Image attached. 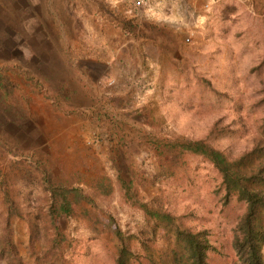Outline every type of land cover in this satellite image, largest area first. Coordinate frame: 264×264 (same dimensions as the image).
Here are the masks:
<instances>
[{"label":"rangeland","instance_id":"rangeland-1","mask_svg":"<svg viewBox=\"0 0 264 264\" xmlns=\"http://www.w3.org/2000/svg\"><path fill=\"white\" fill-rule=\"evenodd\" d=\"M152 1L155 11L145 14L148 1L136 14L132 0H17L16 18L5 25L8 36L0 33V71L9 89H0V97L6 111L20 110L22 118L21 126L4 120L20 149L15 155L0 148V167L36 157L82 187L102 174L111 180L112 190L95 206L84 200L56 220L71 239L61 257L72 264H111L115 247L107 226H119L124 235L149 233L143 211L122 198L117 173L132 179L140 197L163 194L171 210L191 209L186 220L221 241L224 257H235L232 225L242 205L222 201L210 163L187 152L191 168L182 176L140 185L133 174L154 176L156 155L142 142L151 132L200 137L218 120L232 127L216 141L231 153L259 137L264 0ZM118 6L133 13L132 22ZM17 198L25 216L47 227L37 249L49 247L54 229L43 218L47 193L35 182ZM84 207L93 226L79 212ZM4 216L0 192V229ZM11 228L20 255L36 264L26 219L12 218Z\"/></svg>","mask_w":264,"mask_h":264},{"label":"trees","instance_id":"trees-1","mask_svg":"<svg viewBox=\"0 0 264 264\" xmlns=\"http://www.w3.org/2000/svg\"><path fill=\"white\" fill-rule=\"evenodd\" d=\"M16 1L0 0V18L3 22L0 33L4 37L9 33L5 29L6 23L16 16ZM200 79L204 88L210 87L208 78L200 76ZM7 84L8 79L0 71V89H7ZM211 90L218 92L215 88ZM5 102L4 96H1L0 148L16 155L19 154V150H15L20 149L19 142L3 125L4 120H8L21 126V113L20 110H13L12 113L6 111ZM259 104L264 106V83ZM258 128L259 137L253 144L236 153L216 143L232 130L228 124H221L218 120L213 121L206 134L200 137L151 132L142 142L156 155L157 169L154 176L133 174L140 185L155 184L160 178L182 176L191 168L185 156L187 152L210 163L219 175L218 188L222 191V201L227 203L234 199L242 205L232 225L230 243L235 256L233 260L224 257L223 244L212 238L206 227L193 225L186 220L192 214L191 209L171 210L165 204L163 194H153L149 200L140 197L132 179L127 180L117 173L116 180L122 198L143 211L150 227L147 235L135 232L124 235L119 226H107L115 247L111 253V264H264V115ZM63 173L56 174L47 159L36 157L30 158L27 163L14 159L0 167V192L5 209L4 225L0 229V260L3 264H29L20 255L19 241L15 240L11 228V219L14 217L26 219L27 248L29 253H34V263L58 264L57 258H62L60 264H72L71 258L61 257L71 239H67L59 230L56 220L71 214L84 200H91L95 206L97 197L108 195L112 186L110 178L104 174L90 181L88 188ZM35 182L47 193L49 202L43 218L54 229L49 238V247L40 249H37L36 243L40 239L41 228L45 235L47 227L45 223L40 225L39 218L34 219L30 214L25 216L17 198L23 187ZM79 212L88 218L89 226H93L95 219L89 214L88 208L84 207Z\"/></svg>","mask_w":264,"mask_h":264},{"label":"crops","instance_id":"crops-1","mask_svg":"<svg viewBox=\"0 0 264 264\" xmlns=\"http://www.w3.org/2000/svg\"><path fill=\"white\" fill-rule=\"evenodd\" d=\"M149 1H151L150 2V5L147 7V9H144L145 14H150L149 12H153V11H155L156 8H158V5H155V2L154 1H152V0H149ZM165 3H166V1H165ZM117 9H118V14H120V12H123V17H126L127 20H129L130 22L133 21L132 19H133L134 16L131 15L133 13H130V15L129 14L126 15V12L129 13L130 11H128V10L126 12L124 10L120 11L119 6L117 7ZM137 11H138V9L137 10L135 9L136 14H137ZM135 12H134V15H135Z\"/></svg>","mask_w":264,"mask_h":264},{"label":"built area","instance_id":"built-area-1","mask_svg":"<svg viewBox=\"0 0 264 264\" xmlns=\"http://www.w3.org/2000/svg\"><path fill=\"white\" fill-rule=\"evenodd\" d=\"M148 1L149 0H132V6L135 9H141L148 4ZM186 39L188 40L189 38L186 37Z\"/></svg>","mask_w":264,"mask_h":264}]
</instances>
